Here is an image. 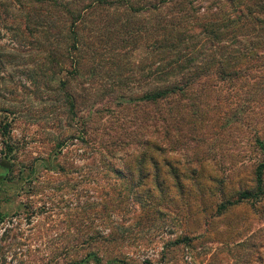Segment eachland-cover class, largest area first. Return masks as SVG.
I'll return each instance as SVG.
<instances>
[{"label":"rangeland","instance_id":"rangeland-1","mask_svg":"<svg viewBox=\"0 0 264 264\" xmlns=\"http://www.w3.org/2000/svg\"><path fill=\"white\" fill-rule=\"evenodd\" d=\"M0 43L14 54L25 49L8 32ZM144 53L140 47L132 57L138 60ZM32 60L20 55L0 69V122L3 114L9 121L13 116L3 109L18 114L11 122L10 153L0 134V264H69L87 254H97L100 264H147L162 257L168 241L184 234L192 245L175 246L167 264H264V195L218 209L221 200H235L236 192L250 185L264 160V95L257 92L244 101L240 92H210L204 112L194 111L193 125L188 122L195 137L190 148L172 152L183 191L162 167L165 191L153 189L146 202L128 179L117 175L128 168V158H117L124 147L116 149L111 162L98 146L99 135H90L86 143L76 137L77 126L69 125L63 106L53 99L57 91L44 83L33 91L37 87L27 75ZM102 78L97 68L87 77L95 84ZM76 84L80 80L71 87ZM134 116L132 110L112 105L92 120L119 135L134 127ZM65 137L58 154L54 144ZM189 166L196 168L195 177ZM113 236L115 240L98 245V239ZM83 264L97 263L90 259Z\"/></svg>","mask_w":264,"mask_h":264},{"label":"trees","instance_id":"trees-1","mask_svg":"<svg viewBox=\"0 0 264 264\" xmlns=\"http://www.w3.org/2000/svg\"><path fill=\"white\" fill-rule=\"evenodd\" d=\"M6 32L25 49L14 54L0 43V69L20 55L31 57L35 65L27 75L37 87L33 91L42 83L57 91L53 99L63 106L69 125L77 126L76 137L86 143L99 135L98 146L111 162L116 149L124 147L117 158H128V168L117 175L128 179L146 202L153 189L165 191L162 167L174 178L173 186L183 191L181 172L170 161L172 152L190 148L195 138L194 128L188 130L195 120L191 115L204 112L210 92H240L244 101L257 92L264 95V0H0V36ZM140 47L145 53L135 60L132 54ZM95 68L103 74L97 84L87 79ZM62 72L64 78L57 79ZM73 80L81 85L72 88ZM112 105L135 113L134 127L128 132L125 128L124 134L113 135L92 120ZM3 112L13 115L9 121L3 114L0 122L10 153L11 122L18 114L10 108ZM65 143L66 137L55 142L56 153ZM189 171L195 177L196 168L189 166ZM263 171L264 160L250 185L240 188L235 200H221L218 209L260 199ZM3 217L0 212V222ZM116 237L98 239V245ZM191 240L184 234L168 241L162 257L147 264H167L172 249L190 246ZM88 255L69 264L90 259L100 264L97 254Z\"/></svg>","mask_w":264,"mask_h":264}]
</instances>
